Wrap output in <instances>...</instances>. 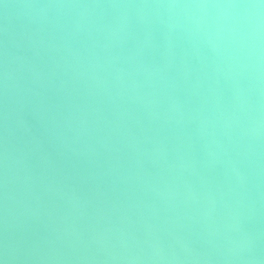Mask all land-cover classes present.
I'll list each match as a JSON object with an SVG mask.
<instances>
[{"label": "water", "instance_id": "water-1", "mask_svg": "<svg viewBox=\"0 0 264 264\" xmlns=\"http://www.w3.org/2000/svg\"><path fill=\"white\" fill-rule=\"evenodd\" d=\"M2 264H264V0H0Z\"/></svg>", "mask_w": 264, "mask_h": 264}, {"label": "clouds", "instance_id": "clouds-1", "mask_svg": "<svg viewBox=\"0 0 264 264\" xmlns=\"http://www.w3.org/2000/svg\"><path fill=\"white\" fill-rule=\"evenodd\" d=\"M0 264H2V262H0Z\"/></svg>", "mask_w": 264, "mask_h": 264}]
</instances>
